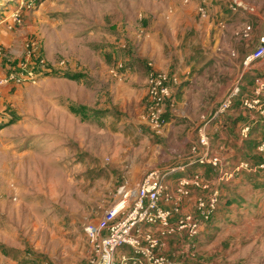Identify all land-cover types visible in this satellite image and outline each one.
<instances>
[{
  "label": "rangeland",
  "instance_id": "374dc122",
  "mask_svg": "<svg viewBox=\"0 0 264 264\" xmlns=\"http://www.w3.org/2000/svg\"><path fill=\"white\" fill-rule=\"evenodd\" d=\"M248 1L213 5L225 14L220 28L230 24L220 44L229 83L234 57L244 62L257 48L251 30L245 37L252 25L243 14L264 23V6L253 14ZM27 2L0 0V77L31 43L47 71L34 83L0 88V254L15 264H87L84 228L133 193L161 155L144 124L148 64L179 73L189 106L207 68L202 54L215 44L207 26L219 15L201 20L199 0H39L30 10ZM241 68L262 74L254 62ZM166 155L169 165L185 159ZM258 189L242 188L234 214L206 226L194 264H264V186ZM126 253L116 251V264Z\"/></svg>",
  "mask_w": 264,
  "mask_h": 264
},
{
  "label": "built area",
  "instance_id": "2783aa9c",
  "mask_svg": "<svg viewBox=\"0 0 264 264\" xmlns=\"http://www.w3.org/2000/svg\"><path fill=\"white\" fill-rule=\"evenodd\" d=\"M38 2L28 0L26 9H33ZM214 2L199 0L197 15L201 20L208 18ZM10 18L14 23L18 21L17 12ZM250 30L249 27L245 29V37H248ZM261 43L264 45V30ZM2 52L0 46V57ZM263 60L264 47L259 46L245 57L243 65L257 64ZM148 67L144 124L153 135L162 136L168 123L167 102L178 80L155 70L150 64ZM120 68L121 65L118 66ZM46 71L43 60L36 58L35 44L31 43L26 47L22 62L16 67H9L0 77V88L34 83ZM240 93V87L235 86L217 106L213 118L225 115ZM240 105L245 111L264 120V76H257L253 80L252 90L240 97ZM250 130V124L240 130L241 140H247ZM198 133V141L191 149L192 158L187 165L148 170L133 193H125L117 207L95 225L84 228L90 246L87 264H116L114 255L122 247L127 248V253L116 259L117 264H194L199 239L218 209L220 186L231 176L222 170L220 158L211 153L202 128ZM256 152L263 158L258 166L241 161L234 172L260 173L264 180V136L258 142ZM192 165L211 167L217 171L216 179L205 180L200 174L180 177L174 191H170L167 178L184 172ZM193 191L197 193L194 196ZM188 200L193 203V211L183 213V204Z\"/></svg>",
  "mask_w": 264,
  "mask_h": 264
},
{
  "label": "crops",
  "instance_id": "0c3cea01",
  "mask_svg": "<svg viewBox=\"0 0 264 264\" xmlns=\"http://www.w3.org/2000/svg\"><path fill=\"white\" fill-rule=\"evenodd\" d=\"M248 2L252 8L251 12L253 14L255 11H259L264 6V0H250ZM213 12H216L217 16L219 15L217 19L218 22L213 27L210 24L207 26V34H209V31H212L215 44L211 49L207 46V52L203 53L201 57L202 67L207 66V68H202L203 72L202 80L200 82V92L198 91L196 99L192 100L189 106H187L185 86L182 87L181 84H178L173 87L172 96L166 106V117L168 123L165 132L162 136H155L150 131L149 132L157 141H159L154 148L161 149V155H158V157H155L153 160V168L157 167L164 169L171 166L175 167L187 165L189 163L191 160L190 158H192L191 149L198 141V130L202 128L208 138L211 153L220 158L222 162V170L231 175L228 181L222 183L220 187L221 200L218 212L214 219L217 222H220V220L229 218L231 217V214H234L233 210L235 209L236 204L241 203L243 199V197L240 196L242 188L244 190L251 188L253 191L256 187V191L254 192L256 195L257 192L261 191L258 187L262 185L264 186V180L260 173L242 172L237 174L238 172H234L238 164L243 160V154L246 156L250 155V151L246 149L247 140L249 139L252 146L256 149L257 143L264 136V120H261L254 114L245 111L238 101L235 102L232 108L223 116L213 118V113L217 106L235 86H239L240 91L245 95L250 93L253 87L254 78L257 76H264V60L256 64L258 67H261L262 74L253 76L251 75V72L241 68L244 57L238 53L237 57H234L233 61L235 62H233L230 66V68H233L232 71L235 72L232 81L230 83L225 81L224 77L227 69L224 64L226 63L225 59L227 58L224 55V47L220 44H223L226 36L224 34L229 32L230 24L226 25V29L224 27L220 28L219 25L222 21H225V14L221 11L217 4L210 11L211 15ZM232 17L233 16H231V18ZM243 17L247 23L250 22V25H252L251 37L254 39L256 47H264L261 43V39L263 38L264 23L261 24V26H258L249 16H244L243 14ZM231 18H229L228 21H230ZM0 39V44H2L1 42L5 41L6 37H4L3 34H0ZM117 49H119V47H117ZM155 66L157 65L155 64ZM157 67L160 70L162 69L160 66ZM63 71L64 74H66V66H64ZM164 72L166 73V71ZM185 73L188 74V72ZM178 75L179 73L177 72L176 74H171L170 76L175 77L178 80ZM213 90L216 91L213 92ZM248 124L251 125L250 134L247 140L243 141L239 136V132L245 125ZM171 143L177 145L178 147L173 145L171 148ZM164 144L169 147L167 150L162 148V145ZM178 148H180V151ZM171 153L173 155L183 153L185 159L177 160L173 164L169 165L167 163L166 154ZM146 172L147 171L142 174V177ZM193 174L206 175L209 176L208 178L214 179L212 178V174L208 173L205 168L198 165H192L187 167L184 172H178L174 174L172 178H167L166 184L169 190L174 191L177 179ZM195 194L197 193L193 191L192 196ZM262 194H264V190ZM182 211L183 213L192 212V201H185ZM205 229L207 230V227ZM6 263L15 264L11 258L7 259L6 257L1 256L0 264Z\"/></svg>",
  "mask_w": 264,
  "mask_h": 264
},
{
  "label": "trees",
  "instance_id": "16d2710c",
  "mask_svg": "<svg viewBox=\"0 0 264 264\" xmlns=\"http://www.w3.org/2000/svg\"><path fill=\"white\" fill-rule=\"evenodd\" d=\"M66 74H64V76H65ZM76 76H74V77H71L70 79H72V80H77V79H79L78 77H76ZM255 79V78H254ZM245 94L244 93H240V96L238 97V98H236L235 100H234V102H233V104H235V102H239V104H240V97H243ZM254 144L256 145V143L254 142ZM258 144V143H257ZM254 146H252V143H251V141H249V139L247 140V142H246V149L247 150H249L250 152L252 151V148H253ZM256 156V157H255ZM254 157L253 156H251V154L250 155H248V156H246L245 154H243V156H242V161H244V162H247L250 166H258V164H260L262 161H263V158L261 157V156H259L258 154H256ZM202 167V166H201ZM202 168H205L206 170H207V172L208 173H215V171L211 168V167H207V166H204V167H202ZM221 187V186H220ZM220 200H221V194H220V197H219V204H220ZM218 207H219V205H218ZM217 212H218V209H217V211H216V213L211 217V220H210V222L208 223V225L207 226H210L211 224H215V223H217V221L216 220H214L215 219V216H216V214H217Z\"/></svg>",
  "mask_w": 264,
  "mask_h": 264
}]
</instances>
